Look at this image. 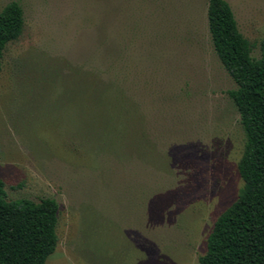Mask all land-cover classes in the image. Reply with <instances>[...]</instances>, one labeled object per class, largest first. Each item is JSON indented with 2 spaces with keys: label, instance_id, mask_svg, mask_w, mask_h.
Segmentation results:
<instances>
[{
  "label": "rangeland",
  "instance_id": "1",
  "mask_svg": "<svg viewBox=\"0 0 264 264\" xmlns=\"http://www.w3.org/2000/svg\"><path fill=\"white\" fill-rule=\"evenodd\" d=\"M12 1L0 179L8 200L58 202L46 264H199L246 140L209 0ZM226 1L260 58L264 0Z\"/></svg>",
  "mask_w": 264,
  "mask_h": 264
},
{
  "label": "trees",
  "instance_id": "2",
  "mask_svg": "<svg viewBox=\"0 0 264 264\" xmlns=\"http://www.w3.org/2000/svg\"><path fill=\"white\" fill-rule=\"evenodd\" d=\"M207 16L213 47L237 84L228 93L246 140L238 163L243 186L217 218L199 264H264V39L262 56L254 58L226 0H209ZM24 25L19 2L0 11V70L5 46ZM58 209L50 197L8 200L0 179V264H46L58 244Z\"/></svg>",
  "mask_w": 264,
  "mask_h": 264
}]
</instances>
